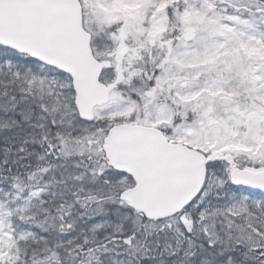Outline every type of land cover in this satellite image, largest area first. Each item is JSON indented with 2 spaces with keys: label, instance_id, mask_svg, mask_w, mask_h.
<instances>
[{
  "label": "snow or ice",
  "instance_id": "1",
  "mask_svg": "<svg viewBox=\"0 0 264 264\" xmlns=\"http://www.w3.org/2000/svg\"><path fill=\"white\" fill-rule=\"evenodd\" d=\"M0 264H264V0H0Z\"/></svg>",
  "mask_w": 264,
  "mask_h": 264
}]
</instances>
